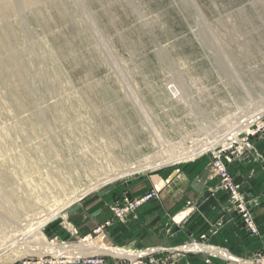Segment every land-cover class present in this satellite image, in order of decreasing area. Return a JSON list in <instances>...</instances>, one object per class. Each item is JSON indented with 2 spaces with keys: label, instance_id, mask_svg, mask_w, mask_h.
I'll use <instances>...</instances> for the list:
<instances>
[{
  "label": "rangeland",
  "instance_id": "obj_1",
  "mask_svg": "<svg viewBox=\"0 0 264 264\" xmlns=\"http://www.w3.org/2000/svg\"><path fill=\"white\" fill-rule=\"evenodd\" d=\"M263 114L264 0H0V247L23 243L0 264L84 254L27 248L91 242L102 226L79 237L71 205L199 155L213 171Z\"/></svg>",
  "mask_w": 264,
  "mask_h": 264
},
{
  "label": "crops",
  "instance_id": "obj_2",
  "mask_svg": "<svg viewBox=\"0 0 264 264\" xmlns=\"http://www.w3.org/2000/svg\"><path fill=\"white\" fill-rule=\"evenodd\" d=\"M251 140L254 150L244 149L237 155L229 152L227 167L257 232H251L241 222V214L235 212L228 192L220 187L212 171L210 156L205 154L122 182L113 189L114 193L94 194L71 205L65 215L79 237L102 226L101 232L87 242L95 249L85 253L106 254L103 264L114 263L111 252L117 251L115 247L154 248L159 264H206V259L212 264H239L237 259H252L264 247V134ZM153 189L156 194L126 220L115 218L112 202L119 197L121 201L125 191L130 198H139ZM190 241L200 242L206 249H175Z\"/></svg>",
  "mask_w": 264,
  "mask_h": 264
},
{
  "label": "built area",
  "instance_id": "obj_3",
  "mask_svg": "<svg viewBox=\"0 0 264 264\" xmlns=\"http://www.w3.org/2000/svg\"><path fill=\"white\" fill-rule=\"evenodd\" d=\"M259 131H262L260 133H264V114L261 117L260 124H258L254 130L246 132V136L242 138L241 144L236 145V142L228 141L227 144H221L220 146L214 147L210 150L212 155L213 172L219 179L220 187L228 192L229 197L231 198L232 203L234 205L235 212L241 214V222L245 226H247L251 232H257L256 223L249 214L243 196L240 190L238 189V185L233 181L232 177L230 176L226 163L227 161H229L227 153L233 152L234 155H237L244 149H247L248 151L254 149L252 143L249 141V134H256V132ZM155 194L156 191L153 189L137 199L124 198V207L119 208L115 206L113 208L116 213V216L123 220V218H125L130 212L138 208L142 203H144L149 198L153 197ZM99 230L100 228L96 229V231ZM114 249H117V251L112 252L111 254V256L114 258L113 264H159L158 259L153 254V252L155 251L154 248L130 250L115 247ZM175 249L182 252H201L206 249V246L197 241H190L180 246H177ZM66 258L34 259L33 257H27L23 259L20 264H103L105 263L106 254L84 253L81 255L69 257L68 259ZM252 260L258 264H264V247L254 255ZM240 261L246 262L248 261V259H240ZM206 264H212L210 259H206Z\"/></svg>",
  "mask_w": 264,
  "mask_h": 264
},
{
  "label": "bare ground",
  "instance_id": "obj_4",
  "mask_svg": "<svg viewBox=\"0 0 264 264\" xmlns=\"http://www.w3.org/2000/svg\"><path fill=\"white\" fill-rule=\"evenodd\" d=\"M216 142L217 141H209L207 143H204V144L200 145L199 147H197L195 149H191V150L185 151L180 156H177V157H174V158H170L169 160H167V159L166 160H161V161H158V162H153V163H151V164H149L147 166L138 167L136 169L133 168L134 170H130V169L128 171L126 170L127 172L125 171V173H122V174H119V175H117L115 177L109 178L106 181L108 182V181H110V179H115L117 177H120V176H123V175H127V174H130V173H134L136 171H143V170L151 169V168L157 167L159 165H163L165 163H168V162H170L172 160H180V159L187 158V157H190V156L193 157V155H196L198 152L215 145ZM106 181H105V183H106ZM103 183H104V181L102 183H100V184H103ZM96 185H98V184H96ZM93 187L97 188L98 186H93ZM93 187H91V188L93 189ZM91 188H89V190H86L84 193H82V194H80L78 196H75L74 199H72V200L78 199L82 195L86 194L88 191L92 190ZM57 212L55 211V213H53L52 215L44 218L42 221L45 222L47 219H50L51 217L56 215ZM5 238L6 237H4V240H5ZM37 239L39 240V242H38L39 244H34L29 249L27 248L28 246L26 247L27 250L31 251V253H38V254H50L51 253V254L59 256V255H62V254H64V255L65 254H69L70 255V254H74V253H82L84 250L86 251V250H89V249H95V247L92 245V243H81V244H76V245L72 244V245H68V246H51V245L47 244L44 241L43 236L41 234H39V233H37ZM5 241H6V243H3L2 246L0 247V249H2L6 245L10 246V243H14V244H17V245L23 244V243L19 242V238L18 237H13V236L10 237V238L8 237ZM25 245H27V244H25ZM28 253H29V251H28Z\"/></svg>",
  "mask_w": 264,
  "mask_h": 264
}]
</instances>
